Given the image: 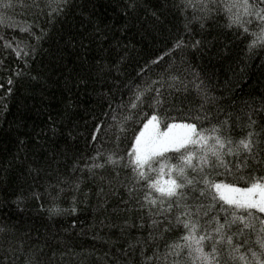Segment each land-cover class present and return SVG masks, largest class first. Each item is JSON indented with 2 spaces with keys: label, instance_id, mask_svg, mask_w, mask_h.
Returning a JSON list of instances; mask_svg holds the SVG:
<instances>
[{
  "label": "trees",
  "instance_id": "16d2710c",
  "mask_svg": "<svg viewBox=\"0 0 264 264\" xmlns=\"http://www.w3.org/2000/svg\"><path fill=\"white\" fill-rule=\"evenodd\" d=\"M5 2L0 0V252L23 241L14 264H24L37 250L40 264H156L143 256L156 247L163 252L186 231L183 225L161 232L163 222L150 224L147 211L136 207L144 190L133 184L130 168L106 164L90 174L84 165L103 163L109 152L125 156L127 163L134 132L153 112L161 117V130L171 122L210 130L227 119L234 141L254 130L260 135L253 139L264 149V48L249 49L254 29L246 39L242 29L229 27L227 9L205 19L201 29L191 19L193 8L184 7L186 0H138L135 10L126 8L128 0H72L66 15L51 23L56 0L50 8L43 0L39 9L21 7L18 0L5 8ZM87 14L108 25L102 40L92 35ZM177 40L184 46L174 47ZM195 40L202 43L187 46ZM101 58L103 73L97 68ZM137 85L152 91L137 108H128ZM156 90L164 101L159 106L152 105ZM253 110L257 124L250 129L246 113ZM113 113L134 119L118 133ZM97 151L101 156L89 159ZM259 155L264 161V151ZM223 159L226 164L215 166L210 179L247 187L253 177L264 178V162L249 160L240 168L243 153ZM124 185L134 189L131 199ZM17 197L23 199L17 203ZM53 203L66 211L50 217L46 209ZM260 217L264 214L257 213ZM125 219L129 227L121 231ZM150 230L160 238L144 247L143 256L140 245L126 248L138 237L146 242ZM245 235L254 239L250 230Z\"/></svg>",
  "mask_w": 264,
  "mask_h": 264
},
{
  "label": "snow or ice",
  "instance_id": "6c2138e0",
  "mask_svg": "<svg viewBox=\"0 0 264 264\" xmlns=\"http://www.w3.org/2000/svg\"><path fill=\"white\" fill-rule=\"evenodd\" d=\"M18 2L21 7L39 9L43 0H32L31 4H26L25 0H18ZM51 3L52 0H49L45 7L50 8ZM71 3L72 0H56V8L49 17V23L66 15ZM137 6L138 0H128L126 4L127 9L135 10ZM4 7L11 8L14 4L11 0H6ZM184 7L193 8L194 14L191 19L199 22L201 29L205 26V19L213 13L220 14L227 9L226 19L229 27L236 25L238 30L242 29L241 34L246 39L250 29H254L251 35L255 38L250 40L249 49L252 50L254 45L264 48V0H186ZM87 15L93 24L92 35L97 40H102L105 36L104 29L108 28V25L103 24L91 14ZM151 15L156 17L157 14L152 11ZM185 29L191 31L187 22ZM43 33L44 30H41V35ZM201 43V40H195L187 46L196 48ZM182 46H184L182 40L174 43V47ZM122 59L124 57H121ZM97 68L100 73L104 72L103 58L97 61ZM136 88L138 90L133 94L134 99L127 104L128 108H137V102L143 103L144 93L152 91L146 86L141 89V86L137 85ZM8 91L10 92L11 89ZM160 95V91L156 90L152 105L163 104L164 101L160 99ZM123 107L125 105L121 104V108ZM255 114L254 110L250 114L246 113L248 116L246 126L250 129L257 124V121L252 119ZM204 118L207 119L208 115L206 114ZM112 119L119 133L125 130V121L132 120L134 117L128 115L118 119L117 114L113 113ZM163 119L167 123L168 117L165 116ZM160 121L161 117L153 112L143 121L139 131L134 132V142L127 150V163H124L125 156L109 152L103 163L84 165L90 174L94 168H103L106 164H119L130 168L133 173V184L144 190V195L136 200V207L147 211L150 224L156 228L163 222L161 232L170 231L171 227L180 225H183L186 230L182 236L165 244L163 252L156 247L151 255L143 256L144 247L160 238L151 230L146 242H142L138 237L136 241H130L126 248L134 250L137 245H140L144 261L155 260L156 264H241V262L264 264V217L257 218V213L264 214V178L253 177L247 187H238L234 183L210 179V175H214L215 166L226 164L223 159L226 154L239 157L243 153V161L238 162L240 168L247 167L249 160L256 164L264 162L259 155L261 151H264L260 148L261 142L253 139L260 133L250 130L245 137L234 141L228 135L230 129L227 119L212 125L210 130L197 129L196 124L185 122L167 123V127L161 130ZM96 127L99 128L100 125ZM206 131H210V136L204 134ZM220 131L225 133L223 137L216 134ZM93 138L95 139V136ZM225 148H227L226 152ZM170 150L171 157H169ZM100 156L101 153L97 151L95 156L89 159L96 160ZM170 158L175 159L176 163H169ZM154 162L158 163L159 167L154 168ZM165 169L167 179L164 178ZM141 181L144 183L141 184ZM74 186L78 188V182H74ZM57 187L59 188V185ZM124 187L127 188L131 199L134 189L127 185ZM60 192H63V189H60ZM217 197L219 202H222L219 206ZM22 199L23 197H17V203ZM72 199L75 202L77 197L73 196ZM122 202L128 205L127 201ZM106 203V199L102 201V204ZM41 207L43 208L44 205ZM129 207L130 205L126 206L124 211L129 210ZM46 211L51 217L66 210L53 203ZM71 211L75 212L77 208L72 207ZM153 217L159 219H153ZM100 223L104 226V220ZM127 227L129 224L125 219L122 222L121 231ZM139 227H144L143 222ZM198 229H201L199 235H197ZM246 230L254 234V239L252 235L246 237ZM3 231L4 229L0 228V232ZM22 244L23 241H17L15 245L8 244V248L0 252V264H14L17 247ZM0 248H3V245H0ZM36 248L37 246L34 245L33 249ZM38 254L39 250L36 255L26 258L24 264H40L37 259ZM126 254L125 252L124 255Z\"/></svg>",
  "mask_w": 264,
  "mask_h": 264
},
{
  "label": "rangeland",
  "instance_id": "374dc122",
  "mask_svg": "<svg viewBox=\"0 0 264 264\" xmlns=\"http://www.w3.org/2000/svg\"><path fill=\"white\" fill-rule=\"evenodd\" d=\"M238 187H240V186H238Z\"/></svg>",
  "mask_w": 264,
  "mask_h": 264
}]
</instances>
